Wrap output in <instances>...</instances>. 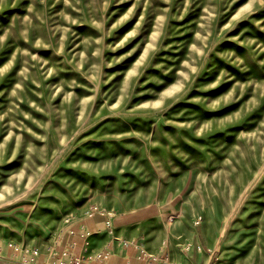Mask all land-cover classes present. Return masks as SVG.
<instances>
[{
	"label": "rangeland",
	"instance_id": "rangeland-1",
	"mask_svg": "<svg viewBox=\"0 0 264 264\" xmlns=\"http://www.w3.org/2000/svg\"><path fill=\"white\" fill-rule=\"evenodd\" d=\"M93 204L172 262L264 264V0H0V247Z\"/></svg>",
	"mask_w": 264,
	"mask_h": 264
},
{
	"label": "built area",
	"instance_id": "built-area-1",
	"mask_svg": "<svg viewBox=\"0 0 264 264\" xmlns=\"http://www.w3.org/2000/svg\"><path fill=\"white\" fill-rule=\"evenodd\" d=\"M95 214L103 216L102 226L95 229L87 227L82 217H93ZM82 217L73 219L67 217L66 227L55 229L51 238L45 244H29L9 240L6 246L9 252L0 247V259L4 256L20 264H83L89 261L105 262L113 255L116 246H132L140 255L158 264H182L172 262L168 255L160 256L141 249V245L122 237L114 225L113 213L98 204L89 206ZM72 220L78 221L75 225ZM106 239L99 246L93 242L96 233H102ZM3 250V251H2Z\"/></svg>",
	"mask_w": 264,
	"mask_h": 264
},
{
	"label": "crops",
	"instance_id": "crops-1",
	"mask_svg": "<svg viewBox=\"0 0 264 264\" xmlns=\"http://www.w3.org/2000/svg\"><path fill=\"white\" fill-rule=\"evenodd\" d=\"M96 219H98V218H96ZM98 221V220H97ZM105 239H106V236L105 235H103V238L102 239H100V242L101 243H103L104 241H105ZM96 242L97 241V239L95 238V239H93V242ZM100 243V244H101ZM99 244V245H100ZM99 245H97V246H99ZM120 246H116L115 247V250H114V252L119 248ZM6 249H8L7 250V252H9L10 251V249L8 248V247H5V251H6ZM6 252V253H7ZM112 257V256H111ZM110 257V258H111ZM109 260V259H108ZM107 260V261H108ZM107 261H105V262H107ZM89 262H96V261H89ZM89 262H85V263H83V264H86V263H89ZM98 262V261H97ZM99 263H103V262H98L97 264H99ZM0 264H20L19 262H17V261H15V260H12V259H10V258H8L7 256H4L3 258H1L0 259Z\"/></svg>",
	"mask_w": 264,
	"mask_h": 264
}]
</instances>
